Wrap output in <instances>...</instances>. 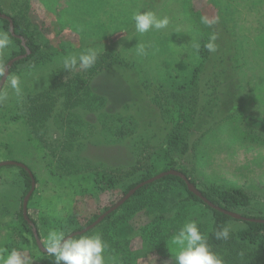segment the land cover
Here are the masks:
<instances>
[{"label": "rangeland", "instance_id": "374dc122", "mask_svg": "<svg viewBox=\"0 0 264 264\" xmlns=\"http://www.w3.org/2000/svg\"><path fill=\"white\" fill-rule=\"evenodd\" d=\"M81 1L0 0L2 14L16 17L40 48L9 73L19 76L21 93L17 95L7 80L2 88L7 99L0 103V163H22L37 177L28 215L37 222L44 248L49 231L68 237L89 227L120 202L132 184L161 174L165 165L157 156L176 134L183 142L172 156L198 190L214 194L231 187L242 189L251 206L234 213L264 218V0H218L229 7V17L237 26L240 68L213 58L211 71L204 73L187 100L181 99L175 85L181 84V61L193 55L191 40L200 41L188 6L192 2L195 10L213 20L216 13L208 0H156L152 10H147L146 0L145 12L167 16L170 23L166 29L128 37L118 33L120 13L132 19L139 0H102L103 13L97 16L91 9L88 14L81 11ZM0 31H7L1 23ZM217 33L218 55L234 53V39L222 30ZM101 37L118 39L104 46L98 41ZM11 41L0 52V64L20 51V44ZM138 44L145 46L144 54L137 53ZM89 47L98 50L92 68L64 69L65 56H78ZM219 67L223 72L216 78ZM103 176L111 186H99ZM21 180L17 169L0 172L3 203L18 212L23 203L18 195ZM188 196L179 182L158 183L85 235L100 234L106 243L114 239L128 214H134V226H143L147 218L141 215L142 205L156 197L173 208L166 222L171 238L190 221L206 236L212 212ZM228 226L231 233L247 228L241 220ZM25 237L30 234L21 231L18 218L1 217L0 259L14 249L27 264L49 259L50 254L32 241L26 246ZM132 247L139 249L141 240ZM54 259L46 264H54ZM139 264L176 261L168 249Z\"/></svg>", "mask_w": 264, "mask_h": 264}, {"label": "trees", "instance_id": "16d2710c", "mask_svg": "<svg viewBox=\"0 0 264 264\" xmlns=\"http://www.w3.org/2000/svg\"><path fill=\"white\" fill-rule=\"evenodd\" d=\"M24 1L27 3V0ZM208 1L214 7V12L216 13V17L212 20L214 21V23L212 24L211 27H207L201 23V18L205 16L202 14L201 11L195 10L192 2L191 5L188 6L189 7L188 13H190L192 20L191 23H193L195 26L199 28L198 38L200 40L199 41L200 50L198 52L194 50L193 55L192 57L189 58V60L181 61V84L175 85L176 86L175 88L178 92L179 90H181L182 100H187L188 97H190V94L198 86L204 73H206V71L207 72L211 71L212 69L211 64L213 58L219 59L217 62L221 64L228 62L230 64L236 65L234 69L240 68L239 61L242 59V57H241L240 43L237 42L238 41L237 26L235 20L229 17L228 14L229 7H223L218 0H208ZM105 2H107V0H105ZM148 2L150 7L147 9L146 8L147 1L139 0V6L136 9L137 12L143 13V11L145 12L146 9L152 10L153 9L152 7L154 6L153 3H155L156 0H148ZM81 7L82 9L80 10L87 11L86 14H88L87 9L93 10V12L91 13H93L92 15L95 16L102 14L104 9V6H102V0H90V1L82 0ZM2 13L3 11L0 9V14ZM120 16L122 18V21H120L119 25L117 26L118 33H121V36L124 37L133 35L136 32L134 20L129 18L127 19L126 15L123 14V11L120 13ZM10 18L12 19L14 24L15 35L19 37H23L25 39V46L22 45V41L19 38L14 37L11 34L9 21L0 19V23L2 24V27L8 31L11 40H15L20 44V51L15 53L9 59L8 62L4 63L5 67L11 60L20 57L22 55H25L27 53L26 49H29L31 52V54L26 59L20 60L19 62L13 65V67L10 69V72H12L18 65L24 64L29 60H31L37 54L40 48L39 45H37L34 42V40L25 32L22 23L16 17H10ZM221 30L224 31V33L228 34L230 38L234 39V42L237 44L233 48L234 53H232L231 55L229 54L230 51L229 53L225 52L221 55H218L219 54L218 47L215 52H209L204 47L206 42H208L209 35L213 32L214 33L219 32L220 34ZM117 39L101 37L98 39V41L101 42L102 45L107 46L115 42V40ZM107 57L113 59L111 55ZM107 57L105 58L107 59ZM222 67L216 69L217 71L216 78H219L220 74L223 72ZM2 77L3 76H0V81ZM84 82H85L84 80H81V84H84ZM247 85L250 87L251 82H248ZM177 91L176 92L174 91L175 95H177L178 93ZM263 126H264V121H263ZM182 142H183V137H180L179 134L171 136L168 141V147L164 149L163 154L162 153L158 154L157 158L161 161L160 163H163L165 165L164 170L162 172H167L170 170H175V171L178 170L184 175H186L188 178V175L184 171L177 168V163L175 162L172 156L173 150L177 149L180 143L182 144ZM7 167L17 169L19 171V174L21 175L22 178L20 182L21 191L18 195L21 198V200L24 202L25 197L31 190L32 179L26 170L16 166L2 167L0 168V172ZM33 177L37 184L38 182L37 177L34 174ZM148 180L149 179L144 178L140 182L132 184L128 190L131 191L134 188H136L138 185ZM97 182L101 187L104 185V188L111 186L112 183L111 181L105 179L104 176L101 179H99ZM163 182L166 183L179 182L187 190L189 195L188 196L189 201L202 203L206 206L207 209H209L212 212L213 215L212 226L208 230L207 235L205 237L207 238V242L211 250L217 253L223 259L224 264H264V223L244 221L247 225V228L241 231H237L235 233L230 232L229 239L218 240L216 239L215 236V233L218 230H221L223 227L228 226V223L230 221L236 220L231 216L225 214L224 211L235 212L236 210L249 208L251 206V198L242 189L231 187L225 190L215 191L214 194L199 190L205 198H207L211 203L215 205V207L223 211H220L215 208H211L208 205H206L201 199H199L194 194L189 192L185 182L176 176H167L153 184L142 187L135 193V195L133 196L134 199L142 198L147 192H149L153 188L154 185ZM190 182L196 186V182H194L193 180H190ZM5 183L6 182H4L3 184ZM13 183L16 184L17 183L16 180H14ZM35 195L36 193L35 194L33 193L28 204V209H30V207L32 206ZM4 199L5 198L2 195H0V218L4 216L8 218L10 217L18 218L20 220L21 231L24 234H26V236L27 233L30 234V237H25L26 241L24 242V244L27 246L32 241V243L37 248H39L36 243L31 226L24 219L23 203H22V209L18 212L17 210L16 211L12 210V208L9 206L8 203L4 204L3 203ZM153 199L154 200L152 202L150 199H148V201L142 205V208L145 209L144 211H142L141 215L147 218V222L143 226L137 228L131 223L132 219L134 218V214L133 215L128 214L127 216L123 217L125 219L121 223L120 227H118L114 239L110 238L106 242L107 248L105 250L106 252L104 253V255L110 253L105 258L106 264H139V263H143L145 260H148L149 257L155 253H158L160 251H168V249H171L170 243L172 238L170 235L169 227L168 226L166 227V222L168 220L167 216L173 212V208H166L165 204L164 203H163L164 205L160 204L159 203L160 200L156 197H154ZM126 203H129V201H127ZM117 212L118 210L112 213L111 215H109L102 223L110 221L117 214ZM29 218L38 229L37 222L34 221L31 217ZM244 218L264 220V218H259V217L244 216ZM5 221L7 220H4V222ZM7 225L9 226L10 224ZM81 236H86V235L84 234ZM81 236H76L75 238H80ZM136 239L141 240V247L137 250L133 249L132 247V244ZM51 257L53 256L49 255V259ZM49 259H46V261H48ZM46 261L44 260L43 264H46Z\"/></svg>", "mask_w": 264, "mask_h": 264}, {"label": "clouds", "instance_id": "9594fccd", "mask_svg": "<svg viewBox=\"0 0 264 264\" xmlns=\"http://www.w3.org/2000/svg\"><path fill=\"white\" fill-rule=\"evenodd\" d=\"M132 19L135 22V30L139 34L147 33L150 29H166L170 23L167 16L160 18L152 11L137 12ZM201 23L211 27L214 21L202 17ZM216 40V33H211L204 47L209 52H215L217 50ZM11 44L10 34L7 31H0V52L7 50ZM190 44L195 51L200 50L199 41L193 39ZM137 53H145L143 44H138ZM97 59L98 50L95 47H89L78 56L71 54L65 56L63 66L67 71H72L77 67L87 70L95 65ZM6 71L5 65L0 64V76H5ZM7 83L17 95L21 93L19 76L9 74ZM6 99L7 95L0 92V103ZM230 230V226L218 230L215 233L216 239H229ZM170 246L176 264H224L223 259L211 250L207 238L201 233L195 221L185 223L173 236ZM106 248L107 244L100 234L75 238L65 237L62 232L51 230L47 235V252L55 258L54 264H106L104 255ZM0 264H27V259L20 251L14 249L6 257L0 259Z\"/></svg>", "mask_w": 264, "mask_h": 264}, {"label": "water", "instance_id": "95a60500", "mask_svg": "<svg viewBox=\"0 0 264 264\" xmlns=\"http://www.w3.org/2000/svg\"><path fill=\"white\" fill-rule=\"evenodd\" d=\"M0 19H4V20H8L9 21L11 34L14 37L19 38L22 41V45L25 46V39L23 37H19V36L15 35L14 24H13L12 19L10 17L6 16V15H3V14H0ZM26 50H27V53L25 55L17 57L15 59L11 60L7 64V66H6V70H7L6 74H5V76L2 77V79L0 81V92L2 91V88H3V86H4V84H5L6 80H7V76L9 75L10 69L13 67V65L15 63L19 62L20 60L26 59L31 54L29 49H26ZM6 166H16V167L23 168L24 170L27 171V173L30 175V177L32 179L31 190L29 191V193L27 194V196L25 197L24 202H23V216H24V219L27 221V223L32 228V231H33V234H34V237H35V240H36V243H37L39 249L43 253L49 254L47 252V249L44 248V246H43V244L41 242V239L39 237L38 231H37L34 223L30 220L29 215H28V204H29V201H30V199H31V197H32V195H33V193L35 191V188H36V182H35V179L33 177V174L30 171V169L27 166H25L24 164H22V163H18V162H14V161H7V162L0 163V168L6 167ZM167 176L179 177L180 179H182L185 182L189 192H191L196 197L201 199L209 207L220 210L219 208L215 207V205L213 203H211L207 198H205L203 196V194L197 189V187L190 182V180L187 178L186 175H184L183 173H181L179 171L170 170V171H167V172H163V173L159 174L158 176L154 177L153 179H150V180L138 185L136 188L131 190L120 202H118L115 206H113L108 211H106L103 215H101L98 218V220L96 222H94L92 225H90L89 227H87V228H85V229H83L81 231L74 232L71 235H69L68 237L81 236V235H84V234L90 232L91 230L96 228L98 225H100L109 215H111L115 211L119 210L127 201H129L135 195V193L139 189H141L142 187H144L146 185L153 184V183H155V182H157V181H159V180H161V179H163V178H165ZM220 211H223V210H220ZM224 213L229 215V216H231L232 218H234L236 220L264 223V220L247 219V218H244L242 216L237 215L234 212L224 211Z\"/></svg>", "mask_w": 264, "mask_h": 264}]
</instances>
